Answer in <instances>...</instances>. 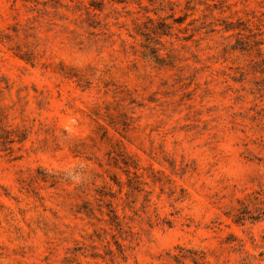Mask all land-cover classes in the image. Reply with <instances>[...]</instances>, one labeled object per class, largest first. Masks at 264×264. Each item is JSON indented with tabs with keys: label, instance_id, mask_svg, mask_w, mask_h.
<instances>
[{
	"label": "rangeland",
	"instance_id": "obj_1",
	"mask_svg": "<svg viewBox=\"0 0 264 264\" xmlns=\"http://www.w3.org/2000/svg\"><path fill=\"white\" fill-rule=\"evenodd\" d=\"M0 264H264V0H0Z\"/></svg>",
	"mask_w": 264,
	"mask_h": 264
}]
</instances>
